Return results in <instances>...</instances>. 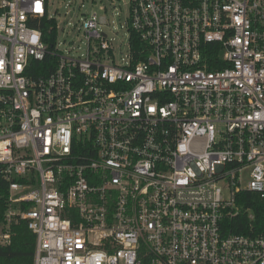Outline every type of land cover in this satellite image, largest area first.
<instances>
[{"label":"built area","instance_id":"built-area-1","mask_svg":"<svg viewBox=\"0 0 264 264\" xmlns=\"http://www.w3.org/2000/svg\"><path fill=\"white\" fill-rule=\"evenodd\" d=\"M128 1L125 55L92 14L72 58L48 0H0L2 245L25 222L33 264H264V0Z\"/></svg>","mask_w":264,"mask_h":264},{"label":"rangeland","instance_id":"rangeland-1","mask_svg":"<svg viewBox=\"0 0 264 264\" xmlns=\"http://www.w3.org/2000/svg\"><path fill=\"white\" fill-rule=\"evenodd\" d=\"M128 0H48V13L58 23L57 48L63 55L81 58L86 52V41L78 29L86 16H105L101 30L114 47L116 58L124 56L127 42ZM3 240L0 237V245Z\"/></svg>","mask_w":264,"mask_h":264},{"label":"trees","instance_id":"trees-1","mask_svg":"<svg viewBox=\"0 0 264 264\" xmlns=\"http://www.w3.org/2000/svg\"><path fill=\"white\" fill-rule=\"evenodd\" d=\"M54 22H45L39 26L43 34V39L49 46L52 47L55 31L49 32V26ZM50 33V34H49ZM6 190L3 184H0V226L3 222V214L6 207ZM238 205L243 209H251L255 214V222L251 223L247 219L238 218V223L242 222L237 227V221L231 222L232 232L240 234L246 233V229L252 224L260 223V211L258 206V198L254 194L241 193L237 200ZM13 236L10 239L9 245H0V264H33L34 249H35V236L28 230L25 222H20L12 226Z\"/></svg>","mask_w":264,"mask_h":264}]
</instances>
